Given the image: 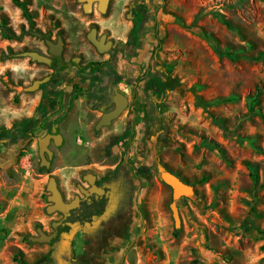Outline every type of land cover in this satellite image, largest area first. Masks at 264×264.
Returning <instances> with one entry per match:
<instances>
[{
  "label": "rangeland",
  "instance_id": "1",
  "mask_svg": "<svg viewBox=\"0 0 264 264\" xmlns=\"http://www.w3.org/2000/svg\"><path fill=\"white\" fill-rule=\"evenodd\" d=\"M133 1L114 0L103 16L86 14L79 0H0V24L17 37L0 31V264H19L17 256L33 264L47 255L49 246L29 237L37 228L51 232L57 218L46 211L49 179L56 177L68 191L74 167L119 161L118 151L113 158L104 152L110 137L126 131L133 139L130 161L149 171L134 197L133 229L118 242L117 264H264V236L256 234L264 232V0H141L150 20L140 42L130 46ZM194 25L197 30L187 28ZM94 27L115 41L114 55L94 53L87 39ZM36 34L54 42L62 37L67 58L111 61L130 101L111 127L94 132L101 114L91 111L83 94L70 102L74 82L66 75L35 92L24 90L51 74L46 65L20 56L47 55L44 38ZM167 70L182 88L157 96L150 80L166 81ZM195 96L217 103L205 114ZM28 119L33 120L24 124ZM213 120L223 121L230 134ZM52 122L59 123L65 142L52 146L55 159L46 170L40 167L38 138ZM160 164L195 189L178 203V233L170 209L173 191L160 179Z\"/></svg>",
  "mask_w": 264,
  "mask_h": 264
},
{
  "label": "flooded vegetation",
  "instance_id": "2",
  "mask_svg": "<svg viewBox=\"0 0 264 264\" xmlns=\"http://www.w3.org/2000/svg\"><path fill=\"white\" fill-rule=\"evenodd\" d=\"M137 1L141 0H135L129 6L130 11L128 17L131 15L129 19L132 20V23L134 18L133 11L136 7ZM113 2L114 0H110L107 13L111 9ZM94 12L99 13L97 11V5L94 6ZM103 35L107 36L105 43H107L108 41L113 42L112 49L108 53L100 54L97 48L90 42L94 47V53H96L100 57H103L106 54L114 55L116 49L115 41L109 38L108 32H103L99 35L98 31L99 40ZM43 38L44 35L39 39ZM45 40L47 39L44 38V42ZM64 51L61 57H53L50 56L49 48L47 47L46 56H49L52 59V64L50 66L46 65L51 71V74L46 78H50V80L47 83L41 85L39 90L43 89L47 85L53 84L57 80V78H59V76L66 75L67 78L71 79L74 82V94L72 95L70 102L74 100V95H77L78 97L83 94L84 97L90 98L89 103L91 106V111L101 114L100 118L94 125V132L100 133L104 128L111 127L113 123L125 113L124 112L118 119L114 120L110 126L103 127L99 131L96 129L102 117L106 113L112 112L116 108V104L114 101L116 94L115 89L117 88L118 91L123 94L119 88L121 77L115 69L110 67L112 64L110 60L105 61L90 59L85 62L84 56L67 58L64 55ZM55 61H57L58 67L53 68V64ZM91 63L99 64L100 66L94 69L88 68V65ZM77 78H83L86 82V87L80 86ZM152 80L153 79H151L150 82ZM41 102H43V100L40 101V104ZM137 112L138 111L136 109V106L132 105L130 109L131 115H136ZM37 122L38 120H34L32 123L35 124ZM24 124H26V122ZM31 125L33 126V124ZM54 128H56L57 130L55 135L61 134L63 136L64 144L65 137L59 129V123L57 124L52 122L46 135L54 134ZM129 133L130 131H126V133L124 134L112 136L108 139L107 151L104 153H107L108 157L113 158L114 153L118 151V154L120 156L119 161H112L107 165L97 162H91L87 166L74 167V176L71 180V185L68 188V191L61 189L57 181L58 189L61 192L63 201L73 207L69 210L67 215L61 212L52 214L56 215L57 218L50 224L51 232L45 233L47 235L56 236L50 243L46 244L49 246V252L44 258H42L45 264H54V260L51 259V256L56 248H59L60 252L58 264H62V259L66 262V264H117L116 252L118 242L125 241L129 235V232L133 229L135 211L134 197L140 190V184L143 177L148 174L149 171V169L144 166L141 168L136 167V165L132 163V161H130L129 155L130 150L132 149L131 145L133 139L130 137ZM126 135L128 136L125 137L124 142H121L116 146L112 145L113 139L117 137H124ZM129 142L130 147L127 148L128 150L123 162L122 157L123 152H125V145ZM62 145L60 147H62ZM52 146L57 147L55 145L54 139L51 140V143L49 145V149L53 152L52 158L49 157L48 153L45 154L47 161L50 162L49 168L41 167L42 161L40 158V167L46 170L51 169L55 159V153L51 149ZM123 166L126 168V170L125 174L121 176L120 170ZM167 170L169 169L167 168ZM74 226H78L79 228L74 234L73 238L64 237L63 234L65 232L70 233L72 231V227ZM35 237H38V235H36ZM29 242L34 243L30 240ZM48 259L50 262H48Z\"/></svg>",
  "mask_w": 264,
  "mask_h": 264
},
{
  "label": "water",
  "instance_id": "3",
  "mask_svg": "<svg viewBox=\"0 0 264 264\" xmlns=\"http://www.w3.org/2000/svg\"><path fill=\"white\" fill-rule=\"evenodd\" d=\"M79 2L83 6V10L86 14H92L94 12V6L97 5V11L101 14H106L110 0H79ZM131 17V15L129 16ZM38 38H42V34H36ZM87 39L97 48L100 54L108 53L113 46L112 41L106 42L107 36L103 35L101 39H98V31L97 29H92L88 34ZM47 47L49 48V54L53 57H61L64 51V40L62 37H59L57 42H53L52 40H45ZM20 56L25 58H30L33 62L39 64H45L50 66L52 64V59L49 56L40 54L36 51H27L22 53ZM50 78H45L43 80H38L33 83V85L25 88L26 92H35L39 90L41 85L47 83ZM115 104L116 108L109 113H106L96 129L99 131L103 127L110 126L112 122L118 119L128 108L129 99L121 94L118 89H115ZM57 132L56 128L53 129L54 134H48L42 138H38L39 145V154L41 158V167H50V162L46 159V153H48L49 157L52 158L53 152L49 149V145L51 140L54 139L55 145L60 147L63 144V136L61 134L55 135ZM159 176L163 183L169 186L173 191V201L170 205V209L173 214V219L175 223V229L180 230L182 227V218L180 214V210L178 207V203L183 199L195 194V189L192 185L185 183L181 178H179L174 173L170 172L163 165L158 166ZM47 192L49 193L48 202L50 205L47 207L46 211L49 215H52L56 212H61L65 215L68 214L69 210L73 207L71 205L66 204L63 201V197L61 192L58 189L57 180L55 177H51L49 179V183L47 185ZM78 226L72 227V231L70 233H64L63 236L67 238H73L74 234L78 230ZM38 237H30L29 240L34 243L40 244H48L50 243L56 235H47L42 228L37 229ZM56 248V247H55ZM60 256L59 248H56L51 256V259L54 260V264H58V258ZM62 264H66L63 263Z\"/></svg>",
  "mask_w": 264,
  "mask_h": 264
},
{
  "label": "trees",
  "instance_id": "4",
  "mask_svg": "<svg viewBox=\"0 0 264 264\" xmlns=\"http://www.w3.org/2000/svg\"><path fill=\"white\" fill-rule=\"evenodd\" d=\"M23 9H24L26 15L29 16L26 7H23ZM133 16H134V18H133V28H132L131 31H130V34H129V37H128V42L126 43L127 45H130V46H136V44H138V43L140 42V40H141V35H142V33L145 32V30H146V25H147V23H148L149 20H150L149 13L147 12V9H146V7H145L144 2H142V1H137V3H136V7H135V9H134V11H133ZM215 16H216V17H217V18H218V19H219L224 25H226L227 27L231 28L230 23H229V22L223 17V15H221L220 13H215ZM179 22L182 23V24H184L183 21L180 20V19H179ZM187 28L190 29V30H195V29L197 30V27H196L195 25L192 26V27H187ZM0 31H1L5 36H7V37L10 38V39H16V38H17L15 35H13V34L11 33L10 29H9L4 23L0 24ZM204 36H205V38H206L208 41H210V42H214V39H213L212 37H210V36H208V35H204ZM157 40L159 41V43H158V44H159L158 49H159V48L161 47V41H160L159 39H157ZM216 48H217V47H216ZM217 50H218V48H217ZM219 54H220L221 56H224V55H225L224 52L221 51V50H219ZM228 56L231 57V54H228ZM99 66H100L99 64L91 63V64L88 65V68H93V69H94V68H98ZM56 67H58L57 61H55L54 64H53V68H56ZM164 74H165V77H166V81H163L162 78H155V79H153V80L150 82V84H149L150 89H151L152 91H154V92L157 94V96H158L159 94H161V93L173 92V91H176V90H180V89L182 88V84H181V82H180L177 78H175V77L172 76V72H171V70H170V71H169V70L165 71ZM1 81H2V80H1ZM139 81H140V82H143L144 79H143V78H140ZM4 83H5V85H6L7 87H10V86H11L10 83H8V82H6V81H4ZM159 89H160L161 91H159ZM76 97H77V95H74V99H75ZM15 100L17 101L18 99L15 98ZM221 100H222V99H220L219 102H220ZM43 103H44V101L41 102V104L39 105V107H38V109H37L38 113H41V112H40V109H41V107L43 106ZM216 103H217L216 101H205V100H204L202 97H200V96H195V97H194V104H195L197 107L201 108L205 114H207V113H208V110H209L211 107L215 106ZM44 112H45V111H43L41 115H44V114H45ZM32 120H33V119H28V120H26L25 122H26V124H28V123H30ZM213 123L216 124V125H218V126H220L221 128H223L224 132H225L227 135L230 134V133H228V131L225 129V127H224V122H223V121H221V120H213ZM182 132H183L184 134H188V135H190V133H186V132H184V131H182ZM127 136H128V135H126V136H124V137H117V138L113 139V141H112V145L116 146V145H118L119 143L124 142V141H125V137H127ZM143 170H144V169H143ZM172 173H173V172H172ZM174 174H175V173H174ZM177 176H178V175H177ZM255 179L258 180V177L255 176ZM263 185H264V183H263ZM183 199H184V198H183ZM176 233H178V230L176 231ZM256 234H258L259 236H262V237L264 236V232H261V231H257ZM16 259H17V261L19 262V264H29V263H27V262L24 260V258L21 257V256H17ZM48 262H50L49 259H48ZM33 264H45V263H44L43 259H41V260L36 261V262L33 263Z\"/></svg>",
  "mask_w": 264,
  "mask_h": 264
},
{
  "label": "crops",
  "instance_id": "5",
  "mask_svg": "<svg viewBox=\"0 0 264 264\" xmlns=\"http://www.w3.org/2000/svg\"><path fill=\"white\" fill-rule=\"evenodd\" d=\"M40 101H41V100H40ZM40 101H39V102H40Z\"/></svg>",
  "mask_w": 264,
  "mask_h": 264
}]
</instances>
